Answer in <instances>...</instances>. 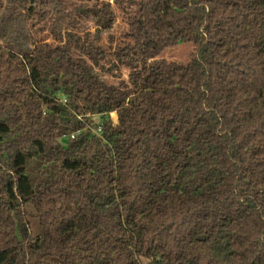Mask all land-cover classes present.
<instances>
[{
  "label": "trees",
  "instance_id": "1",
  "mask_svg": "<svg viewBox=\"0 0 264 264\" xmlns=\"http://www.w3.org/2000/svg\"><path fill=\"white\" fill-rule=\"evenodd\" d=\"M10 3L55 43L0 44V264H264V0Z\"/></svg>",
  "mask_w": 264,
  "mask_h": 264
},
{
  "label": "rangeland",
  "instance_id": "2",
  "mask_svg": "<svg viewBox=\"0 0 264 264\" xmlns=\"http://www.w3.org/2000/svg\"><path fill=\"white\" fill-rule=\"evenodd\" d=\"M72 1L75 0H71V2ZM119 22L120 19H117V24H119ZM114 30L115 33H117L118 26H116ZM39 41L55 43V40L48 29V24L43 22L27 21L23 17L22 8L20 6H12L10 0H0V44L9 45L15 52H24L30 50L33 47V44ZM103 42L107 43L106 40H103ZM193 49L194 48L192 46L179 45L176 48L164 53L163 56L158 58L156 61H150V66L152 65V67L149 68L151 70L148 72L149 77H153L154 73L159 71L157 70V67H160L163 64L169 62H187L190 54L193 52ZM159 62L160 65L158 64ZM121 74V79L130 84L133 89L151 91L153 96L159 98L163 97L170 103L180 104L181 101L184 100L190 101V94H192V96L194 95L192 88L195 86L193 85L192 87L193 82L189 80V77L187 76L188 73L183 74L184 77L175 76L173 78V86H169L165 89L167 90V95L162 93L163 90L157 89L152 81L147 82L146 85L143 86L139 80H136V82L133 83L128 76L127 71L121 70ZM104 76L107 77V75ZM170 87H175V90ZM186 91L188 92L184 93ZM183 96L187 97V99ZM93 117V119L98 122V117ZM108 117L113 126L119 125L116 112L110 113Z\"/></svg>",
  "mask_w": 264,
  "mask_h": 264
},
{
  "label": "built area",
  "instance_id": "3",
  "mask_svg": "<svg viewBox=\"0 0 264 264\" xmlns=\"http://www.w3.org/2000/svg\"><path fill=\"white\" fill-rule=\"evenodd\" d=\"M99 131H100V129L98 128V130L96 131L97 134L99 133ZM74 135H76V134H72V135L70 136V139H73V138H74Z\"/></svg>",
  "mask_w": 264,
  "mask_h": 264
}]
</instances>
